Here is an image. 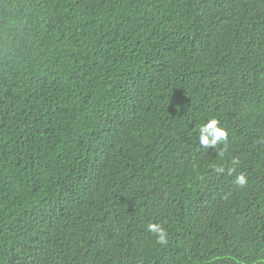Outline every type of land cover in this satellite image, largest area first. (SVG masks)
Returning <instances> with one entry per match:
<instances>
[{
  "label": "trees",
  "instance_id": "16d2710c",
  "mask_svg": "<svg viewBox=\"0 0 264 264\" xmlns=\"http://www.w3.org/2000/svg\"><path fill=\"white\" fill-rule=\"evenodd\" d=\"M0 264H264V0H0Z\"/></svg>",
  "mask_w": 264,
  "mask_h": 264
},
{
  "label": "clouds",
  "instance_id": "9594fccd",
  "mask_svg": "<svg viewBox=\"0 0 264 264\" xmlns=\"http://www.w3.org/2000/svg\"><path fill=\"white\" fill-rule=\"evenodd\" d=\"M227 138V130L221 126L220 121L215 117L210 118L205 124L198 128V142L204 148L217 147L226 142ZM232 163L233 165H236L238 161L233 160ZM215 170L217 174H223L225 172L223 166H219ZM228 171L231 173L234 171V168H231ZM235 183L243 187L247 183V177L241 173L235 177ZM147 227L148 230L155 235L158 244L166 245L168 243V233L162 224L149 223Z\"/></svg>",
  "mask_w": 264,
  "mask_h": 264
}]
</instances>
